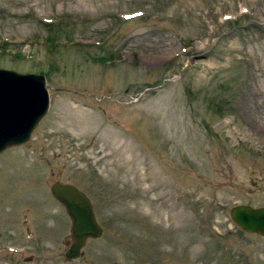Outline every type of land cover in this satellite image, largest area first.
Masks as SVG:
<instances>
[{"label":"rangeland","instance_id":"1","mask_svg":"<svg viewBox=\"0 0 264 264\" xmlns=\"http://www.w3.org/2000/svg\"><path fill=\"white\" fill-rule=\"evenodd\" d=\"M80 1L0 0V68L51 98L0 154V264H264L230 216L264 206V0ZM58 180L104 230L77 259Z\"/></svg>","mask_w":264,"mask_h":264},{"label":"water","instance_id":"2","mask_svg":"<svg viewBox=\"0 0 264 264\" xmlns=\"http://www.w3.org/2000/svg\"><path fill=\"white\" fill-rule=\"evenodd\" d=\"M50 106V86L44 74L0 68V154L28 142ZM51 192L72 221L73 242L65 257L77 259L88 240L102 237L104 230L86 192L60 181L52 184ZM230 216L245 232L264 236V206L238 204L230 209Z\"/></svg>","mask_w":264,"mask_h":264},{"label":"bare ground","instance_id":"3","mask_svg":"<svg viewBox=\"0 0 264 264\" xmlns=\"http://www.w3.org/2000/svg\"><path fill=\"white\" fill-rule=\"evenodd\" d=\"M80 4L85 6V5L87 4V3H86V0H81V1H80ZM159 215L161 216V217H159V218H162V220H166V221H168V220L170 219L169 217H163L162 214H159Z\"/></svg>","mask_w":264,"mask_h":264}]
</instances>
